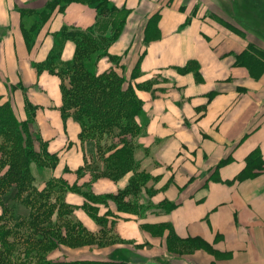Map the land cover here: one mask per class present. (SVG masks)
<instances>
[{
    "label": "crops",
    "instance_id": "1",
    "mask_svg": "<svg viewBox=\"0 0 264 264\" xmlns=\"http://www.w3.org/2000/svg\"><path fill=\"white\" fill-rule=\"evenodd\" d=\"M109 2L127 13L107 49L119 62L99 56L94 72L115 70L139 87L142 102L135 163L147 180L136 197H126L131 211L110 198L130 174L115 182L84 169L91 162L78 123L63 119L61 81L35 66L61 44L63 28L92 27L96 8L0 0V103L9 101L18 121L27 119V106L34 108L35 128L58 157L50 178L74 188L65 203L75 221L92 236H113L104 248L60 245L47 259L264 264V69L255 76L236 58L249 45L264 52V0ZM155 16L157 33L150 22ZM74 51L65 41L60 61ZM137 65L140 74L131 80Z\"/></svg>",
    "mask_w": 264,
    "mask_h": 264
},
{
    "label": "trees",
    "instance_id": "2",
    "mask_svg": "<svg viewBox=\"0 0 264 264\" xmlns=\"http://www.w3.org/2000/svg\"><path fill=\"white\" fill-rule=\"evenodd\" d=\"M61 1L94 6L95 24L84 31L63 28L58 34L61 44L55 45L45 62L35 66L61 81L63 119L72 118L78 123L79 140L85 145L91 162L88 165L86 161L84 169L95 179L106 176L115 182L130 174L127 186L110 198L120 210L131 211L126 197H136L147 180L145 173L137 172L135 163L134 139L142 132L136 122L142 111V102L135 91L139 87L132 86L113 69L101 74L94 72L95 58L99 56H107L110 62L118 64L119 58L109 56L107 49L121 34L127 13L112 6L109 0ZM150 22L157 33V16ZM68 40L74 43L75 51L71 60L63 62L60 61L62 44ZM248 50L254 55L245 51L236 57L237 63L247 66L256 76L264 69V52L253 45ZM139 74L137 65L130 79ZM26 109L27 119L18 121L10 102L0 103V264H127L53 263L47 259L58 246L81 243L77 239L82 234L93 236L75 221L74 208L65 203V195L74 188L52 178L44 179L42 189L35 185L33 167L52 170L58 157L47 152V144L35 128L34 108L27 106ZM85 196L95 199L89 194Z\"/></svg>",
    "mask_w": 264,
    "mask_h": 264
},
{
    "label": "rangeland",
    "instance_id": "3",
    "mask_svg": "<svg viewBox=\"0 0 264 264\" xmlns=\"http://www.w3.org/2000/svg\"><path fill=\"white\" fill-rule=\"evenodd\" d=\"M36 147H38L36 145ZM33 173L35 176V185L39 187V189H42V183L44 182L45 178H50V170L46 171L45 169H38L33 167ZM90 237L88 240L87 238ZM81 240V243L74 244V245H64L67 248L70 249H77L81 247H91L95 246V248H104L106 246L112 245L113 244V236L109 235L108 237L105 236H88V235H83L82 238L77 239ZM59 255H61L62 251H58ZM75 253V252H74Z\"/></svg>",
    "mask_w": 264,
    "mask_h": 264
}]
</instances>
